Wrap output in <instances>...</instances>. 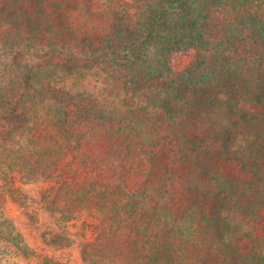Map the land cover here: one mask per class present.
<instances>
[{"label": "trees", "instance_id": "obj_1", "mask_svg": "<svg viewBox=\"0 0 264 264\" xmlns=\"http://www.w3.org/2000/svg\"><path fill=\"white\" fill-rule=\"evenodd\" d=\"M17 133L50 139L29 149L56 184L73 172L88 208L62 212L112 252L85 263L182 264L190 246L264 264V0H0V146ZM7 211L0 264L10 247L78 264L66 230L30 215L40 250Z\"/></svg>", "mask_w": 264, "mask_h": 264}, {"label": "rangeland", "instance_id": "obj_2", "mask_svg": "<svg viewBox=\"0 0 264 264\" xmlns=\"http://www.w3.org/2000/svg\"><path fill=\"white\" fill-rule=\"evenodd\" d=\"M95 18L98 20L99 16ZM103 21L104 19H101V23ZM31 140L34 141L33 145L27 144L26 139L17 133L0 146V203L4 204L8 209L6 214L13 220L14 225L31 239V247L43 248L42 244H40L39 236L29 226L30 215H35L37 219H45L48 224L55 225L59 231L66 230L68 232L69 236L75 240L71 246V251L72 258L76 259L78 264H87L82 260L81 256L84 249H89L92 254L112 256L111 250L108 249L110 247L109 242L104 241V237L100 238L97 236V233H86V229H84L86 223L82 217H85L86 209L88 208L87 199H72L71 190L67 189L69 185L67 180L69 181L72 178L73 172L70 171L68 173L69 178L66 177L65 179L63 177L64 179L56 184L57 176L52 172L51 156L46 158L47 167L45 172L39 170L41 167H36L38 166L36 165L38 157L33 158L30 154V149L34 148L40 151V153H44L52 146L50 139L39 140L37 137H31ZM30 145L31 148L29 149ZM42 174H44V177H42ZM77 176L79 177V174ZM75 186L78 187L79 185ZM105 190H108V188L104 187L102 191L106 192ZM105 199L100 202V204L105 206L100 207L102 210H106V206L109 203V200ZM113 200L110 199V206L113 204ZM57 207L62 209L60 212L79 209L77 212H83L84 215L78 220L68 222L65 213H59L58 211L57 214H51L47 211L53 208L57 209ZM94 209L97 208L94 207ZM106 224L110 228L111 223L108 221ZM121 231V238L127 237L126 234L128 233L124 229H121ZM142 234L135 235V238H139L137 236L141 235V238L138 239L139 242H144L147 239ZM204 235L202 234L201 237H204ZM18 240V244L24 243L20 238ZM119 244L123 245V241H120ZM8 250L12 255V259L17 261L18 264H41L35 257H30L31 260L24 258L26 254L21 252V255L24 257L15 258V249L10 247ZM36 252L39 251L36 250ZM200 253L201 250L198 247H185L182 253V264H202L198 260ZM63 256H65V259L69 257L68 254H64ZM7 259L4 258L3 261L7 262ZM6 264L10 263L7 262Z\"/></svg>", "mask_w": 264, "mask_h": 264}]
</instances>
